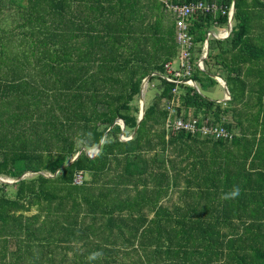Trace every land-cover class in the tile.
Here are the masks:
<instances>
[{"label": "trees", "instance_id": "obj_1", "mask_svg": "<svg viewBox=\"0 0 264 264\" xmlns=\"http://www.w3.org/2000/svg\"><path fill=\"white\" fill-rule=\"evenodd\" d=\"M27 1L26 7H19L20 22L0 29V176L15 178L26 170L45 171L51 175L59 173L54 177L37 174L18 181L14 183L16 189L12 194L6 191L7 186H0L2 243L25 239L27 251L34 245L55 246L60 251H71L77 264H89L87 261L118 264L112 252L125 249L128 255L138 248L142 251L137 255L138 260L144 258L140 264L144 261L149 264H264V38L259 37L258 44L249 39V11L259 8L264 12V2L234 0V26L229 37L208 41V55L204 61L207 70L194 68L190 77L203 91L216 84L210 75L208 61L214 58L213 48L218 47L217 54L222 57L220 64L229 72H235L234 77H222L231 95L230 102L234 103L243 95L240 67L249 66L248 71L254 74L258 86L259 109L253 121L259 129V137L256 139L255 134L250 139L233 136L232 126L221 123L219 114L214 112L217 124L232 137L202 138L213 147L210 160L202 159L198 163L205 169L204 176L209 178L199 183L193 200L174 214L160 205L159 192L151 198L143 187L129 195L134 187L132 177L147 171L146 160L137 153L141 142L146 141V123L157 111L158 105L154 102L170 100L173 96L174 85L159 79L160 93L145 109L135 130L137 118L127 112L140 93L142 80L154 71L163 72V65L176 55L173 19L166 21L165 30L161 27L165 5L160 0ZM194 1L173 0L174 3ZM232 1L217 0L225 8L224 14L218 13L215 18L197 15L191 20L189 33L196 46L204 42L212 25L223 27L227 24L226 11ZM146 12L155 20L150 27L155 47L149 62L141 58L136 43L143 40L140 37ZM115 14L120 16L119 22H109ZM119 24L124 28L120 30ZM129 40L134 43L126 49ZM11 41L25 48L12 53ZM105 47L108 50L103 53ZM122 50L130 57L123 62L117 60ZM157 51L164 53L162 61L151 65ZM231 52L228 59L226 54ZM109 53L112 57L107 60L105 54ZM21 57L28 66L40 62L36 66L47 76L44 81L56 88H52L55 93L52 100L47 91L39 89L37 82L16 77ZM31 58L36 62H29ZM90 71L94 72L91 75L94 81L91 80L88 87L86 81ZM99 73L105 76L100 77ZM8 75L12 76L11 80H7ZM27 87L32 91L25 92ZM178 91L182 105L202 111L205 121L208 119L206 113L214 107L220 109L219 103L192 87L179 86ZM61 100L65 101L60 104ZM43 110H47L49 116L43 118L40 114ZM51 110L54 111L50 114ZM56 110L71 113L64 119L65 123L58 119ZM139 112L138 107V116ZM163 114L165 120L166 111ZM35 115L41 120L42 140L37 133L12 132V127L20 128L34 122ZM115 119L122 120L125 129L134 131L131 140L118 139L123 132L116 124L111 127ZM72 121L82 122V132L76 138L63 132L64 124L70 125ZM55 122L61 125H53ZM47 135L54 139L55 151L46 153L45 158L37 149L47 151ZM161 135L163 140L165 130ZM176 135L179 137L172 135L167 142L185 144L199 137L183 132ZM102 137L104 142L94 158L82 152L74 162L66 165L82 147L97 148ZM110 162L116 167L124 164L122 172L115 173L110 186L97 187L84 178L79 184L74 182L77 175H89L96 181L101 174L110 172ZM19 163L24 167L15 169ZM237 189L238 194L231 195ZM32 209L35 214L27 216ZM148 213L153 216L149 218ZM80 218L91 220L84 230L77 227Z\"/></svg>", "mask_w": 264, "mask_h": 264}, {"label": "rangeland", "instance_id": "obj_2", "mask_svg": "<svg viewBox=\"0 0 264 264\" xmlns=\"http://www.w3.org/2000/svg\"><path fill=\"white\" fill-rule=\"evenodd\" d=\"M145 1V0H143ZM142 1V2H143ZM169 2L173 0H168ZM214 1V0H213ZM248 3L251 2V0H247ZM28 5L27 0H0V29H5L7 27L14 26L17 22H20V15L18 14L21 9L20 6L26 7ZM154 12V11H153ZM250 35L249 39L250 42L253 44H258L259 37L264 38V12H261L259 8H252L250 9ZM125 13V12H124ZM126 15V13H125ZM119 17L113 15L109 18V22H119ZM173 16L168 10H163L162 12V22L161 27L162 30H165L167 27L166 21L170 22L172 20ZM155 22L154 18H150V14L146 12L145 20L142 23V32L141 37L139 40L136 41L139 45V49L141 50V58L144 61H148L151 57V55L154 52V37L152 33V29L150 28L153 23ZM169 26V25H168ZM233 26H234V19H233ZM118 28L121 30L124 27L119 24ZM227 28L220 29L219 34H225L227 31ZM208 32V31H207ZM207 32L205 34V38L207 35ZM140 35V34H138ZM133 41L129 40L126 42V46L128 48H131L133 45ZM205 42H203L201 45H197V49L201 50ZM124 45V44H123ZM22 48H25L22 46ZM20 47L17 46V43L14 41H11L10 43V49L12 53L15 52H21ZM229 50V48L224 47V50ZM108 50L107 47L104 48L103 53H106ZM236 52V51H234ZM233 52V53H234ZM140 53V52H139ZM218 47L213 48V59H210L208 61L209 63V71H211V76L218 77L222 79V81L225 82L223 78L225 76L234 77L235 72H229L227 69H224V67L220 64L222 57L218 54ZM164 56V53L157 51L155 54V59L151 61L152 64L161 63L162 58ZM228 56V59L232 56V52L229 54H226ZM105 57L107 60H109L112 57V54H105ZM128 54L122 50L120 51L119 56L117 57L118 61H125L128 59ZM130 58V57H129ZM161 59V60H160ZM20 65L18 68H16V77L18 79L22 78L29 82H37V85L39 89L47 91L49 94V99L52 100L53 93L52 88H55L54 85L52 86L51 83H46L44 80L47 79V76H43L42 69H39L38 65L40 62H37L36 64L31 63L29 66L28 64L25 65L24 63L26 60L21 57L19 58ZM160 60V61H159ZM16 62V61H15ZM29 62H36L34 59H30ZM35 65V66H34ZM176 67V65H174ZM249 66L243 65L240 67V76L239 79L241 80V84L243 86V95L237 99L236 102L231 103L230 102V95L228 99H225V89L224 87L216 81V84L212 87H209L207 90H201L197 83L195 85H191L194 87L200 94H202L204 97L211 99L215 101L216 103H219L220 109H216L215 107L211 109L210 112L206 113V118L210 122L217 123L218 121L215 120V117L213 116L214 112H217L219 114L220 122L224 124L231 125V133L233 136H242L245 137V139H250L252 135L255 134L256 139L259 137V129L257 126L254 125L253 117H255L256 112L258 111L259 107L257 106V89L258 86L256 84V77L252 72H249ZM11 68L14 69V66L11 65ZM21 69V70H19ZM207 68L204 66L202 71H206ZM94 75L93 71L89 72L88 80L86 82L89 87L90 81L93 80L92 76ZM100 77L105 76L104 73L98 74ZM151 75V74H149ZM148 75V76H149ZM221 75V77H220ZM11 75L7 76V80H11ZM223 77V78H222ZM146 78V77H145ZM213 78V77H212ZM160 78L153 77L148 80V88L145 91L146 92V106L145 109L151 104V102L154 101V98L157 97L160 92V85L161 81ZM234 79V78H233ZM145 79L142 80V82ZM94 81V80H93ZM19 81H16L18 83ZM43 84L44 86H41ZM226 84V82H225ZM227 86V85H226ZM56 89V88H55ZM6 92H9V89H5ZM31 87L25 88V92H31ZM114 93V92H112ZM178 91L175 95L172 96L171 99H175L173 102L174 104L170 103V106L174 110L173 115L175 117H185V118H195L198 120H204V113L202 111L196 112L191 106H183L182 101L180 102ZM182 93V92H181ZM240 96V95H239ZM140 93L134 100L130 103V110L127 112L129 115H134L136 118H138V107H141L140 103ZM170 99V100H171ZM66 100V99H65ZM65 100H61L59 103L62 104ZM71 101L72 99H67ZM109 100L114 101L112 98H109ZM264 102V95L262 98ZM166 100H160L159 103L154 102L158 105L156 113L153 115V117L147 121L146 127H145V140L141 142V147H139L138 155L143 157L146 160L147 165V171L144 175H136V177H132L134 187L131 188V191L129 192V195H134L135 189L141 190L143 187H145L147 190L146 195L153 198L156 197L157 192L160 193L159 195V203L161 206L166 207L174 214L178 212V209H180L181 212V206L185 205L186 202L192 201L194 195L198 191L199 183H203V181L208 176H204V168H202L200 165H198L199 161L202 159H205L206 161L210 160V155L212 154L211 151L213 150L212 143L205 142L202 138L196 137L195 141H187L185 144H181V142L169 144L167 140L172 137H179L176 135L177 133L174 132H168L166 133L165 137L162 140L161 133L164 131L163 124L164 121V112L167 109L168 104L165 103ZM168 101V100H167ZM116 105H118V102H115ZM101 109L105 110L104 107L101 106ZM144 109V111H145ZM12 110L14 109V106L12 107ZM22 110V109H18ZM51 110L50 114L52 113ZM57 111V110H56ZM47 110H43L40 114L44 117L49 116ZM123 113V111H122ZM71 113L66 112H56V116L62 123L64 122V119L67 117V115H70ZM196 115V117H194ZM71 119L72 117L69 116ZM205 118V119H206ZM216 121H214V120ZM205 121V120H204ZM82 122H70V125L64 124L65 127L63 128V132L70 138H76L78 137L82 132ZM121 126V121L119 119H115L113 121L114 125ZM41 124V120L38 119V115L34 116V122L28 123L23 125L22 127L13 128L12 132L17 133L20 130H23L27 133H37L39 134L40 140L43 139V136H41V128L39 126ZM53 125L60 126L61 123L55 122ZM68 125V126H67ZM67 126V127H66ZM110 127V128H111ZM125 127V126H124ZM121 129V128H120ZM123 133H121L118 137L120 141H129L134 136V131L130 129L121 130ZM255 132V133H254ZM48 137V148L47 151L43 148H38L37 151L42 156L46 153H54L55 146H54V139H50L49 135ZM78 143H81L80 141ZM164 144V145H163ZM96 149V148H95ZM93 150V149H92ZM93 153V152H92ZM99 153V152H98ZM192 153V154H191ZM75 155L72 156V158ZM71 158V159H72ZM69 159V161L71 160ZM68 161V162H69ZM201 162V161H200ZM124 167V164L122 165ZM24 164L19 163L15 166V169L23 168ZM123 167H116L114 162H110L108 173H103L100 175V177L97 178L96 181H93L91 176L85 175L84 177L81 176V179H77V184H79L81 181H83V178L92 184L95 183L97 187H108L110 186L111 180L115 179V173L122 172ZM32 171L26 170L21 174H28ZM39 173H42L43 175H48V172L40 171ZM57 174L59 171L56 172ZM55 173V174H56ZM196 173V176L194 175ZM56 174V175H57ZM5 176V175H4ZM1 175V177H4ZM35 176V175H34ZM26 177L25 179H29L31 177ZM8 180H1L0 186H7L6 191L10 194L14 192L16 189L14 183H16V178H10L5 176ZM6 182V183H5ZM13 182V183H11ZM124 195V194H123ZM35 214L34 210L32 209L30 212H28L26 215L31 216ZM153 216V213H148V217L151 218ZM99 222V221H98ZM91 224V220L88 218H80L77 222V227L81 230H84L86 227H88ZM25 239L21 240V242H18V240L10 239L8 240V243L5 245L0 240V264H77L75 262V258L73 256V253L71 251H60L55 246H52L50 248H46L45 245H32L33 248L29 251L25 248ZM37 243V242H35ZM133 247H136V244L133 245ZM5 248V249H3ZM132 251V252H131ZM131 254L126 255L129 251L124 249H118L115 250V253L112 252L111 254L115 255L119 261L118 264H140L142 263L141 260L137 258V255L141 254L142 251L138 249L131 250ZM98 257L101 256V254H97ZM99 262H86L89 264H100ZM159 263H162L159 261ZM110 264H117L115 262H111ZM144 264H149L147 261H144ZM153 264V263H150Z\"/></svg>", "mask_w": 264, "mask_h": 264}, {"label": "built area", "instance_id": "obj_3", "mask_svg": "<svg viewBox=\"0 0 264 264\" xmlns=\"http://www.w3.org/2000/svg\"><path fill=\"white\" fill-rule=\"evenodd\" d=\"M164 5L166 10H168L173 16L174 24V42L176 45V55L175 57L163 65V72L154 71L151 73V77H157L164 80L167 83L173 84L172 89L173 96H176L179 86H189L195 85L190 77L194 71V68L202 71L204 67V61L206 60V44L204 43L200 52L197 49L196 44L193 42V37L189 33V27L191 20L197 15L205 16L210 15L215 18L218 13L224 14L225 8L223 5L218 4L215 0H196L190 3H174L168 0H160ZM228 21L231 14L230 8L226 11ZM227 21V27H219L217 24L212 25L208 30L206 37L209 40H225L229 37V33L224 38H213L211 33L223 28L229 27V22ZM176 65V67L174 66ZM148 82V81H147ZM195 89L194 87H192ZM175 99L166 100L165 103L168 104L163 129L166 133H188L192 136H199L201 138L207 139H231V133H229L220 124H211L206 121H199L195 118H185V117H175L173 115L174 110L170 106V103L174 104ZM81 179L80 175L75 178V183L77 179Z\"/></svg>", "mask_w": 264, "mask_h": 264}, {"label": "water", "instance_id": "obj_4", "mask_svg": "<svg viewBox=\"0 0 264 264\" xmlns=\"http://www.w3.org/2000/svg\"><path fill=\"white\" fill-rule=\"evenodd\" d=\"M263 2H264V0H262ZM232 7H233V9H232V12H231V14H230V17H229V29L231 30L232 29V26H233V12H234V0H233V5H232ZM230 30H229V32H230ZM204 42H205V44L207 45L206 46V57H207V54H208V37H206L205 38V40H204ZM211 77H213V79L214 80H217V79H220V78H218V77H215V76H211ZM150 79V75L149 76H147L146 78H145V81H148ZM218 82V81H217ZM223 83H224V87H225V89H226V84H225V82L223 81ZM141 87H142V83H141V86H140V96H141ZM196 90V89H195ZM227 90V89H226ZM197 91V90H196ZM198 92V91H197ZM228 92V91H227ZM199 93V92H198ZM229 94V93H228ZM144 110L141 112V115L137 118V125H136V127H135V130H136V128H137V126H138V124L140 123V121L143 119V116H144ZM121 121V126H120V128H121V130H124V123H123V121L122 120H120ZM116 124V123H115ZM105 137V136H104ZM104 137H102V139L100 140V142H99V144L97 145V151H96V153H95V155H93V156H91V155H89V153H88V151H87V148H85V147H82L76 154H75V156L66 164V165H69V164H71L72 162H74L76 159H77V157L82 153V152H84L89 158H94L97 154H98V152H99V150H100V147H101V145H102V143L104 142ZM37 174H41V175H43L42 173H37V172H31V173H28V174H26V175H24V174H20V175H18V177L16 178V182H18V181H21V180H24L26 177H30V175L31 176H34V175H37ZM57 174V173H56ZM56 174H54V175H51V174H48V175H43V176H45V177H54ZM6 183V182H5ZM11 183H13V182H11Z\"/></svg>", "mask_w": 264, "mask_h": 264}, {"label": "bare ground", "instance_id": "obj_5", "mask_svg": "<svg viewBox=\"0 0 264 264\" xmlns=\"http://www.w3.org/2000/svg\"><path fill=\"white\" fill-rule=\"evenodd\" d=\"M229 28H227L226 30H223V31H227V33H225V34H219L221 31L220 30H217V31H214V32H212L210 35H211V37H214V38H224L228 33H229ZM217 81H218V83H220L223 87H224V83H223V81L221 80V79H217ZM194 85V84H193ZM147 88H148V82L147 81H143L142 82V87H141V96H140V103H141V107H140V112H139V116L141 115V112L145 109V106H146V90H147ZM224 89H225V87H224ZM225 92H226V97H225V99H228V97H229V94H228V92H227V90L225 89ZM138 116V117H139ZM98 148V147H97ZM97 148L96 149H93V150H87L88 151V153H89V155H91V156H93V155H95V153H96V151H97ZM93 152V153H92ZM1 180H8L5 176L4 177H1L0 176V181Z\"/></svg>", "mask_w": 264, "mask_h": 264}, {"label": "crops", "instance_id": "obj_6", "mask_svg": "<svg viewBox=\"0 0 264 264\" xmlns=\"http://www.w3.org/2000/svg\"><path fill=\"white\" fill-rule=\"evenodd\" d=\"M216 2H217V0H215ZM218 3V2H217ZM232 5H233V1H232V3H231V5L228 7V8H230V11L232 12V9H233V7H232ZM233 15H234V12H233ZM223 27H227V24L225 25V26H223ZM233 27V26H232ZM232 30V29H231ZM231 30H230V33H231ZM230 33H229V35H230ZM209 45V44H208ZM209 47V46H208ZM208 55V54H207ZM222 80V79H221ZM226 89H227V91H228V93H229V95H230V92H229V90H228V87L226 86ZM231 96V95H230ZM225 97H226V92H225ZM231 98V97H230Z\"/></svg>", "mask_w": 264, "mask_h": 264}, {"label": "clouds", "instance_id": "obj_7", "mask_svg": "<svg viewBox=\"0 0 264 264\" xmlns=\"http://www.w3.org/2000/svg\"><path fill=\"white\" fill-rule=\"evenodd\" d=\"M237 194H238V189L235 190V191H233V193H232L231 195L235 196V195H237Z\"/></svg>", "mask_w": 264, "mask_h": 264}]
</instances>
